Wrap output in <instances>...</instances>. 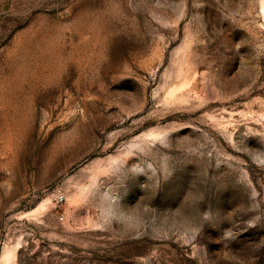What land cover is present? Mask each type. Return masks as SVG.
<instances>
[{
  "label": "rangeland",
  "instance_id": "374dc122",
  "mask_svg": "<svg viewBox=\"0 0 264 264\" xmlns=\"http://www.w3.org/2000/svg\"><path fill=\"white\" fill-rule=\"evenodd\" d=\"M0 264H264V0H0Z\"/></svg>",
  "mask_w": 264,
  "mask_h": 264
},
{
  "label": "built area",
  "instance_id": "2783aa9c",
  "mask_svg": "<svg viewBox=\"0 0 264 264\" xmlns=\"http://www.w3.org/2000/svg\"><path fill=\"white\" fill-rule=\"evenodd\" d=\"M62 199H63V196L60 197V200H62Z\"/></svg>",
  "mask_w": 264,
  "mask_h": 264
}]
</instances>
